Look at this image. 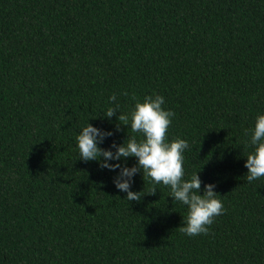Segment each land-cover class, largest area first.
<instances>
[{"label": "trees", "instance_id": "16d2710c", "mask_svg": "<svg viewBox=\"0 0 264 264\" xmlns=\"http://www.w3.org/2000/svg\"><path fill=\"white\" fill-rule=\"evenodd\" d=\"M113 93L124 114L165 97L187 174L223 195L207 233L179 231L167 186L137 173L130 202L79 158L88 119L113 130L102 147L133 135L99 116ZM259 113L264 0H0V264H264V177L244 166Z\"/></svg>", "mask_w": 264, "mask_h": 264}, {"label": "clouds", "instance_id": "9594fccd", "mask_svg": "<svg viewBox=\"0 0 264 264\" xmlns=\"http://www.w3.org/2000/svg\"><path fill=\"white\" fill-rule=\"evenodd\" d=\"M132 99L135 101L134 107L130 113L124 114L120 110L117 93H113L108 97L109 107L102 110L99 116L102 114V118L111 122V118L119 110L117 120L130 125L133 135L128 133L121 143L113 141L109 147H102L104 140L114 135L113 130L98 127L88 119L79 128L75 138L79 158L85 161L95 160L102 169L115 172L113 183L119 191L126 193L124 198L130 202L140 201L144 194L142 190H132L131 185L137 173L142 172L143 178H151L155 185L167 186L168 196L187 207V214L183 215L179 231L188 236L207 233L214 218L223 212V195L215 190L214 182H204L199 171L190 176L187 174L184 160L189 141L179 136L169 139L168 129L174 112L164 106L165 97L153 93L144 95L140 100L133 94ZM116 128L119 130V124ZM245 135L249 137L248 143L253 147L245 155L247 158L244 161L247 169L245 177L251 183L264 177V113L257 114L254 127L245 129ZM129 157L136 158L131 166L127 164ZM155 191L154 187L151 193Z\"/></svg>", "mask_w": 264, "mask_h": 264}]
</instances>
